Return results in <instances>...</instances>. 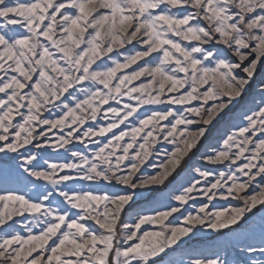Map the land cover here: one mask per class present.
Listing matches in <instances>:
<instances>
[{"label": "snow or ice", "instance_id": "obj_1", "mask_svg": "<svg viewBox=\"0 0 264 264\" xmlns=\"http://www.w3.org/2000/svg\"><path fill=\"white\" fill-rule=\"evenodd\" d=\"M259 65L264 0H0V153H18L24 171L46 182L33 183V192H0V226L10 227L13 217L23 222L26 213L33 217L23 223L26 231L0 236V264H155L153 258L197 225L227 229L257 205L264 207V138L253 139L257 132L264 137V101L244 116V126L203 155L212 165L229 162L228 170L196 168L201 179L172 196L178 206L142 210L129 225L122 215L131 207L132 192L77 190L67 183L108 182L113 189L163 185L207 126L247 90ZM118 97L135 103L109 104ZM143 105L165 110L142 114L137 110ZM101 113L106 119L111 114V122L99 124ZM134 114L130 127L112 131ZM89 120L99 126H87ZM53 129L60 132L54 140L48 135ZM92 136L106 142L89 155L72 151L76 162L41 163L45 146L62 149ZM160 136L174 145L166 163L155 175L134 180ZM41 138L35 150L26 149ZM241 157L247 162L233 168ZM197 191L208 202L188 211L184 206ZM217 195H235L242 206L217 207ZM209 204L212 211H206ZM247 251L264 256V247L248 245ZM190 264L227 261L215 255Z\"/></svg>", "mask_w": 264, "mask_h": 264}, {"label": "rangeland", "instance_id": "obj_2", "mask_svg": "<svg viewBox=\"0 0 264 264\" xmlns=\"http://www.w3.org/2000/svg\"><path fill=\"white\" fill-rule=\"evenodd\" d=\"M137 48H140V46L137 45ZM132 68H135V65H133ZM2 75L3 73H0V76ZM141 80H143V78H141ZM137 83H139V81L133 82V84ZM262 85H264V65H259L247 90L241 97L234 101L228 109L222 112L207 126L206 133L200 138L197 146L181 161L180 166L176 168L163 185H148L145 188L136 189H131L126 185H116V188L113 189L108 182L97 183L94 181H79L74 183L70 181L67 183L77 190L83 189L87 191L96 189L109 192H132L134 194V200L130 202L131 207L129 208L126 206L127 212L122 215L123 223L129 225L134 223L137 213L142 212V210H165L168 206H178L179 202L174 201L172 196L178 194L182 187H187L194 179H201L195 172L196 168L213 171L228 170L229 162H225L223 165H212L204 161L202 157L212 148L218 147L226 135L247 123V121L244 120V116L250 115L258 108L261 101H264V91L261 90ZM84 86L87 87V83H85ZM76 94L79 95V90H77ZM0 97H3V94H0ZM80 98L82 99L83 96L81 95ZM129 102L135 103V101H131L129 97H118L115 101L110 100L109 104L113 107H123L125 103ZM196 103L197 102L193 101L194 105ZM211 103L210 101L208 106H210ZM101 107L106 108L107 105H102ZM173 108L182 110V106L180 105H175ZM162 110H165L163 105H143L137 111L142 114H150L151 111ZM56 111H58V109L53 111V116ZM45 115L47 116L48 114L45 113ZM97 121H99V124L109 123L111 122V114H109L106 119L103 113H101L98 115ZM97 121L89 120L86 124L87 126L98 127ZM135 121L136 114H134L133 117H129L128 121H125V124H121L119 129H113L112 131L118 133L120 130H124L126 125L130 127ZM161 123H166V121H162ZM37 131H39V129ZM59 134V130L53 129L48 135L54 140ZM141 135H143V133ZM106 136L110 138L111 133L106 134ZM256 138L264 137L257 132L256 137L253 139ZM127 139L128 137L125 138V141H127ZM101 141L106 142L105 137L92 136L90 138H84L83 142L73 140L71 145L65 146V148L62 149H53L45 146V148L39 150V155L43 157L41 163H43L44 160L56 163L66 162L68 160L76 162L75 158L71 156L72 151H84L86 155H89L96 149ZM37 142L42 143V138L39 141H34L33 145L26 146V149L35 150L34 145ZM173 148V144L163 140L162 136H160L157 143L153 146L152 154L149 155L144 164L140 166V171L133 179L155 175L158 171H161L159 165L161 163H166L167 156L172 152ZM26 149H21V152H24ZM66 149L70 150L66 151ZM242 162L246 163L247 161L241 157V159L236 162V165H233V168L237 167ZM21 164L22 161L18 153H0V192L5 190L19 191L21 193L33 192V183L45 185L46 182L36 181L34 177H31L25 172ZM126 164L127 161H125L121 167L124 168ZM167 167H171V165L167 164ZM253 171H255V169H253ZM64 173L73 176L76 174L75 170H64ZM241 178L246 179V177ZM208 179L210 181L212 177ZM256 180L257 183H259L260 177H257ZM229 183L231 182L229 181ZM201 184H204L203 180H201ZM252 187L256 188V185ZM248 194H251V192L249 191ZM192 195L195 198L194 202L189 201V203L184 206L188 211L195 212L198 210L201 203L208 202L207 197L203 196L200 191L194 192ZM209 195H211V193H209ZM241 195H243V193ZM242 203L243 202L236 198L235 195L229 196L227 199H222L217 195L212 201V204L217 205V207L242 206ZM212 204H209V208L206 211L213 210ZM184 208L181 209L182 212H184ZM173 215L175 216L177 214ZM25 217L27 219L23 222H21V218L13 217V221H16V223L8 221L7 223L10 227L6 228L0 226V236H3L5 233L21 231L23 229V223H31L33 218L32 214L28 213L25 214ZM171 219L173 218L169 217V220ZM165 224H167V221H165ZM141 227H150L152 230H160V225H142ZM23 231H26V229H23ZM33 231L38 232L39 229L34 228ZM262 239H264V207L257 205L251 213L246 214L236 225H231L227 229L212 230L197 225V227L193 229V232L187 237H183L177 244L172 245L171 248L165 249V252L160 253L159 257L153 259L155 260V264H190V261L196 258H212L215 255H219L222 259L227 261V264H252V261H255L256 264H261V262L264 261V256L260 255L258 252L249 253L247 251V246L252 245L256 248L264 247V244L260 243Z\"/></svg>", "mask_w": 264, "mask_h": 264}]
</instances>
